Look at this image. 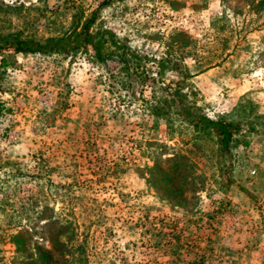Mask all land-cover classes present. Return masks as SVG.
Here are the masks:
<instances>
[{
	"label": "rangeland",
	"instance_id": "rangeland-1",
	"mask_svg": "<svg viewBox=\"0 0 264 264\" xmlns=\"http://www.w3.org/2000/svg\"><path fill=\"white\" fill-rule=\"evenodd\" d=\"M101 1L0 0V264H264V0Z\"/></svg>",
	"mask_w": 264,
	"mask_h": 264
},
{
	"label": "trees",
	"instance_id": "trees-1",
	"mask_svg": "<svg viewBox=\"0 0 264 264\" xmlns=\"http://www.w3.org/2000/svg\"><path fill=\"white\" fill-rule=\"evenodd\" d=\"M105 0L101 1L100 4H105ZM97 10H92L88 17H86L82 24L80 30L75 34L77 37H81L82 43H88L92 49L93 56L96 60L104 62L103 57L101 56V44L104 42L103 37H93L89 33V26L95 20V14ZM67 35H63L60 38H47L44 43L34 42L32 40H26L18 37L16 34H9L0 36V68H5L8 64L7 57H2L1 53L6 51H11V53H32L38 52L43 53L50 49L57 50H70L76 49V45L69 42ZM61 40H63L62 45H60ZM0 106V110H1ZM175 113L177 115L183 116L189 121V123L195 128H201L205 131L212 130L217 137V145L221 153L225 152L228 149V145L232 139V135L239 131V125L236 122L231 120H226L223 118H218L217 120H211L201 113L195 112L187 106H177L175 108ZM246 141H243V144H246ZM47 251V250H46ZM48 252V251H47ZM48 254V258L51 257ZM51 260V259H50ZM49 264V261H47Z\"/></svg>",
	"mask_w": 264,
	"mask_h": 264
}]
</instances>
